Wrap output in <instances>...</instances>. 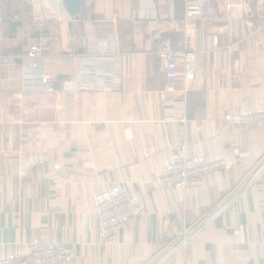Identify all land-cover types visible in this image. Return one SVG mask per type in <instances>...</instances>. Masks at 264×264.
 <instances>
[{
    "label": "crops",
    "instance_id": "obj_1",
    "mask_svg": "<svg viewBox=\"0 0 264 264\" xmlns=\"http://www.w3.org/2000/svg\"><path fill=\"white\" fill-rule=\"evenodd\" d=\"M16 1L0 0V57H14L0 60V258L40 238L73 247L75 264H264V125L235 137L224 122L264 99V0H244L233 20L215 0L218 18L191 32L184 16L194 0H85L70 19L60 18L63 0ZM157 31L196 52V78H181L175 93L164 91ZM97 41L121 56L101 63L119 73L116 89L76 86ZM37 42L44 60L25 74L21 56ZM183 144L233 166L190 195L156 184ZM111 183L148 210L116 245L101 240L94 211Z\"/></svg>",
    "mask_w": 264,
    "mask_h": 264
},
{
    "label": "built area",
    "instance_id": "obj_2",
    "mask_svg": "<svg viewBox=\"0 0 264 264\" xmlns=\"http://www.w3.org/2000/svg\"><path fill=\"white\" fill-rule=\"evenodd\" d=\"M228 19L242 17L244 0H222ZM60 18H72L63 6ZM219 16L218 5L215 0L188 1L185 9V30L191 32L196 29L198 21H213ZM262 24L258 31H262ZM87 40L92 37L84 35ZM159 43L156 51L161 59L165 73L166 93H175L178 90V82L181 78L192 81L196 78L195 59L196 52L189 45L175 50L170 41L161 31L154 34ZM108 44L97 41L92 44L90 53L82 54L83 67L79 73L76 86L80 89H94L106 86L107 89H116L120 84V76L117 71L106 69L102 62H119L120 55L112 56L107 52ZM44 45L40 42L33 43L27 54L21 56L24 60V73L38 68L44 60ZM72 48L71 53L74 54ZM8 64L14 57H0ZM52 78L48 74L41 77L43 91H53ZM224 122L230 126L235 137L244 136L246 131L253 127L264 125V99L255 107L239 112H228L224 116ZM234 158H242L244 155L237 143L233 144ZM233 166V161L217 158L211 154L203 153L190 156L186 144L172 150L166 164L157 172L156 184L168 188L181 189L186 195L200 188L205 177ZM94 211L98 218L99 235L105 244L116 245L119 233L122 230L135 227L138 220L147 213V205L143 198L134 196L125 187L111 183L107 188L98 193L94 200ZM189 232L184 230L176 233V238L182 239ZM239 230H235L237 237ZM76 252L73 247L60 241L46 242L35 238L29 244L27 253L14 251L0 258V264H75ZM247 264V263H245Z\"/></svg>",
    "mask_w": 264,
    "mask_h": 264
},
{
    "label": "water",
    "instance_id": "obj_3",
    "mask_svg": "<svg viewBox=\"0 0 264 264\" xmlns=\"http://www.w3.org/2000/svg\"><path fill=\"white\" fill-rule=\"evenodd\" d=\"M84 2H85V0H63L62 3L64 5L65 9L67 10V12L72 17H74V16H76L80 12L82 6L84 5ZM256 171H257V169L255 170V172ZM254 173H252L249 176V178L250 177H253L254 176Z\"/></svg>",
    "mask_w": 264,
    "mask_h": 264
},
{
    "label": "rangeland",
    "instance_id": "obj_4",
    "mask_svg": "<svg viewBox=\"0 0 264 264\" xmlns=\"http://www.w3.org/2000/svg\"><path fill=\"white\" fill-rule=\"evenodd\" d=\"M21 1H22V3H23V1H25V0H21ZM15 2H18V1L15 0ZM19 4H20V2H19ZM26 4H27V3H26Z\"/></svg>",
    "mask_w": 264,
    "mask_h": 264
}]
</instances>
